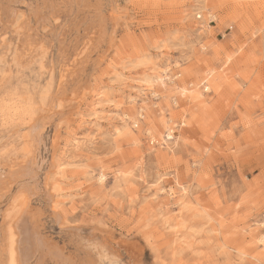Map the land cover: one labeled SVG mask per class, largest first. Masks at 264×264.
Segmentation results:
<instances>
[{"label": "rangeland", "instance_id": "374dc122", "mask_svg": "<svg viewBox=\"0 0 264 264\" xmlns=\"http://www.w3.org/2000/svg\"><path fill=\"white\" fill-rule=\"evenodd\" d=\"M262 235L264 0H0V264H264Z\"/></svg>", "mask_w": 264, "mask_h": 264}, {"label": "bare ground", "instance_id": "6f19581e", "mask_svg": "<svg viewBox=\"0 0 264 264\" xmlns=\"http://www.w3.org/2000/svg\"><path fill=\"white\" fill-rule=\"evenodd\" d=\"M211 17L213 18V16H209V15H206V25L207 26H209V22H210V19H211ZM205 25V26H206ZM228 72V70H226L225 71V74ZM185 89V88H184ZM204 89H205V91H209V89H210V87H209V85L208 86H204ZM184 91V90H183ZM188 91V90H187ZM167 128H169V127H167ZM168 132H167V138L168 139H170L172 136H174V130L172 129V128H169L168 130H167ZM163 137V136H162ZM164 142H167V140L166 139H162ZM168 143V142H167ZM167 145V144H166ZM101 176V175H100ZM104 178H106L105 177V175L103 176H101V178H99V179H101V180H103ZM105 180V179H104ZM99 181V180H98ZM28 205H29V203H28V200H26V203H25V207H24V209L22 210V215L23 214H25V212H27V208H28ZM30 208V207H29ZM30 212V211H29ZM33 212V211H32ZM55 213V212H54ZM56 214V213H55ZM27 215H28V213H27ZM27 215L25 216V218L27 217ZM23 217V216H22ZM32 217H30V219H31ZM20 219V218H19ZM23 219V218H22ZM27 219V218H26ZM28 220V219H27ZM22 221V220H21ZM21 221H20V223H21ZM26 222V221H25ZM24 223V222H23ZM22 226H23V230H29L32 226L30 225V223H28L27 222V224H22ZM22 230V231H23ZM24 232H26V231H24ZM33 233H34V231H33ZM34 236V235H33ZM260 240L262 241V242H264V235H262L261 236V238H260ZM23 243H25V242H23ZM21 246V245H20ZM19 246V247H20ZM15 255V254H14Z\"/></svg>", "mask_w": 264, "mask_h": 264}]
</instances>
